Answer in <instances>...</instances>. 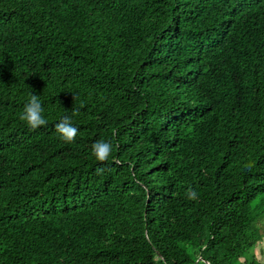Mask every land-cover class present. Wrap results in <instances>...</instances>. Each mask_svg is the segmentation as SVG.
Returning a JSON list of instances; mask_svg holds the SVG:
<instances>
[{
	"label": "trees",
	"instance_id": "obj_1",
	"mask_svg": "<svg viewBox=\"0 0 264 264\" xmlns=\"http://www.w3.org/2000/svg\"><path fill=\"white\" fill-rule=\"evenodd\" d=\"M263 218L264 0H0V264H264Z\"/></svg>",
	"mask_w": 264,
	"mask_h": 264
},
{
	"label": "clouds",
	"instance_id": "obj_2",
	"mask_svg": "<svg viewBox=\"0 0 264 264\" xmlns=\"http://www.w3.org/2000/svg\"><path fill=\"white\" fill-rule=\"evenodd\" d=\"M75 115H77V110L74 109L72 116H63L55 124V130L66 143H74L75 138L79 134V129L73 124L72 117ZM20 119L24 121L31 130H35L41 126H47L48 121L44 115L42 101L35 93L30 94V98L24 105ZM91 150L92 154L98 161L104 162L112 155L113 144L111 141L101 139L92 144ZM245 167L250 169L252 165L246 164ZM102 171L103 169H97L98 173H101ZM186 195L188 199H197L198 197L197 192L191 186L188 187Z\"/></svg>",
	"mask_w": 264,
	"mask_h": 264
},
{
	"label": "rangeland",
	"instance_id": "obj_3",
	"mask_svg": "<svg viewBox=\"0 0 264 264\" xmlns=\"http://www.w3.org/2000/svg\"><path fill=\"white\" fill-rule=\"evenodd\" d=\"M264 223V218L261 220V224ZM190 255L193 258H197L196 252L192 247H187ZM264 249V236L262 238V241L257 245V247L253 250L254 254L256 256H258L261 260L264 261V252H262V250ZM196 262H198V259L196 260Z\"/></svg>",
	"mask_w": 264,
	"mask_h": 264
}]
</instances>
